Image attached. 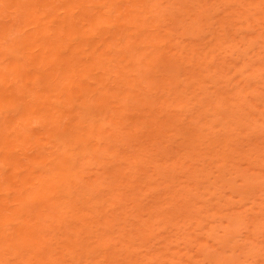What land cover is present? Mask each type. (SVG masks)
I'll return each instance as SVG.
<instances>
[{
	"label": "rangeland",
	"instance_id": "rangeland-1",
	"mask_svg": "<svg viewBox=\"0 0 264 264\" xmlns=\"http://www.w3.org/2000/svg\"><path fill=\"white\" fill-rule=\"evenodd\" d=\"M11 1H0V24L12 25L6 38L0 36L1 61L11 57L6 42L33 26L20 21L23 13L15 10L17 5L6 7ZM96 1L90 0L89 4ZM143 3H154L145 13L148 29L135 31L130 40L137 43L138 51H144L145 60L158 52L160 56L148 68L141 64L131 71V66H124L125 76L134 86V97L118 105L112 103L105 115H99L98 98L125 87L122 71L99 85L87 78L86 82L97 88L76 93L73 100L78 104L73 112L79 111L77 120L70 117L68 121L69 106H61L63 117L58 118L54 130L49 131L50 125L44 123L45 115L42 121L22 119L16 130L31 137L10 145L0 144L1 156L13 148L24 165L36 170L33 174L39 171L26 192L35 190L32 193L37 195L41 178L52 181L56 171V175L70 173L67 178L63 176V185H59L61 179L53 194L48 191L40 200L46 202V208L32 202L31 196L23 197L24 206L11 201L15 205L5 207L0 201V215L14 214L13 221L4 225L9 239L0 243V264H264V0ZM76 4L71 9L75 15L80 11ZM125 5L120 9L124 10ZM65 11L66 7H59L56 14L62 17ZM85 23L83 30L89 23L102 26L99 19L92 17ZM52 27L46 34L55 29ZM123 27H108L102 48L112 46L114 52L119 35L115 31ZM148 33L157 34L158 39L145 46L141 39L146 40ZM53 57L58 61L62 58ZM31 58L24 55L15 61L28 65ZM83 62L84 58L80 64ZM0 69L5 71L4 65ZM39 81L43 82L41 76ZM148 86L151 92H146ZM13 87L19 92L14 82ZM67 94H63L62 101L68 100ZM35 95L27 93L21 102L14 99L16 96L10 98L13 102L6 101L4 105H14V110L5 106L0 109L3 130L6 122L11 123L9 118L22 116L27 104L44 106L42 114L55 103L60 106L55 95L52 103ZM110 97L108 100L113 99ZM18 101L20 106H16ZM158 106H164L162 112ZM112 116L117 117L115 122L120 121V135H115V122L108 121ZM55 117L57 114L52 119ZM75 125L81 140L76 143L70 142ZM96 125L102 127L101 137L89 132ZM85 142L91 147H84ZM21 152L40 154L38 160L43 163L34 166ZM64 163L68 164L65 172ZM3 184L0 200L6 192ZM19 186L22 187L16 185L15 190ZM15 190L10 192V198L17 194ZM132 195L135 196L131 198ZM19 206L22 210L13 213V207ZM40 207L45 212L40 211L39 216ZM18 229L21 235H17ZM29 231L31 239H23ZM18 241L22 243L16 246Z\"/></svg>",
	"mask_w": 264,
	"mask_h": 264
},
{
	"label": "bare ground",
	"instance_id": "bare-ground-1",
	"mask_svg": "<svg viewBox=\"0 0 264 264\" xmlns=\"http://www.w3.org/2000/svg\"><path fill=\"white\" fill-rule=\"evenodd\" d=\"M0 1L2 2L3 0H0ZM89 1L90 0H12L11 2H8V5L6 7L9 8L11 5H17L15 10L19 9L21 11V14L23 13L22 14L23 18H20V19H22V20H20L21 22H25V25L33 24V26L29 29L30 31H28L27 29L22 31L20 29L21 31L19 30L20 32L18 33L17 37H13L10 39V42L9 41L6 42L7 43L6 48L8 50V51L7 50L6 51L8 52V55H10L11 57L8 58V56L6 55L7 57L4 58V60H2L3 62L0 60V66L4 65V68H5V71L0 69V84H2V86L0 85V109H2L5 106L4 104L6 103V101L8 99L9 100L7 102H9V103L13 102V100L10 99L13 96H16L14 98L15 100L16 99L20 100V99H24L26 94L30 93V92H32V94L36 93L35 96H37V97L38 96H42L41 98L46 97L45 100H48V101L52 100L51 97L55 95L56 100H59L58 102H61L62 105L60 103V106L57 107L58 106L57 104H59V103H57V104L55 103L56 105L53 103L54 105H52V107H50L46 111L45 114H42V109L44 106L34 105L33 102H32V104H27V106H25L26 105L25 104L24 105L25 111H24V113L22 112L21 117L16 116L17 118H14L15 117V115H14L13 118L8 119V120L12 119V120H10L11 123L10 122L8 123L5 121L7 123V125H6L7 127L5 130L2 129V127H5V126H0V132H1L0 133L1 134L0 135V144L10 145V143L12 144L17 140H25L26 138L31 137V134L30 135L25 134L24 132L21 134V133H19L20 131L17 132L16 129H17L18 125L20 124V122L23 121L22 119L29 120L32 117V118H39L40 121H42L41 117H43L45 115L43 117L44 123L45 124L48 123L46 125H50L49 131L54 130V128L56 127L55 123L58 122L57 121L58 118L60 117L59 119L61 120L63 117V111L61 110V106L62 107L69 106V108H67V110H66V111H68V115H67L68 118L67 119H69L70 117H73V118L75 117V119L77 120V114L76 113H79V111H77L75 113V110H74V112H73V107L75 106V103H77L76 100L75 101L73 100V98L76 96V93L77 92L79 93V92L86 90V89H87V91L89 90L90 92L95 90L97 87H95L93 84L96 85V83H97L99 85L106 78L110 79L112 76L116 75L115 73L118 70H120V71H122V76H123L122 85H125V87H119V88H117L116 91L112 92V94L110 96H112V98L114 100L113 99L110 100V98H111L110 96H108V97H110L109 100H108V97L98 98V101L96 100L97 101L96 107H97V109L99 108L98 109L99 115H101V114L105 115L108 112V110L110 109V107L112 106V103H115V104L117 103V105H118L119 101H122V100L124 101V100H127V98L129 99V97H134V95L131 94V92L133 93V91H134V86H133V84H131V80L129 78H126L125 70L123 69L124 66H131V68H130L131 71L133 69H138V66L141 64H145L148 68V67H151L152 63L155 62V60L159 58L160 54L158 52V53L153 54V56H151L149 59L145 60L143 58L144 51H138L136 49L137 43L130 40L131 36L134 34L135 31H137V32L138 31H141V32L147 31V29H148V25H147L148 15L145 13L150 8V5L151 6L154 5V3H151V4L148 3L146 5L145 3H143V0H97L94 3L95 5L94 4L91 5V4H89ZM151 1L155 2V0H151ZM122 2H125L128 4L125 5V3H122ZM75 3H77L76 6H78L80 8V11L77 15H75L74 11L71 10L75 6L74 5ZM123 4L125 5L123 8L125 11L120 9L123 7L122 6ZM59 7H66V9H67V11H65V14L62 17H59V15L56 14V10ZM112 11H114V12H112ZM104 16H106L105 17L106 19L104 18ZM122 16H123V18H121ZM91 17L93 19H99V22H101L102 26L101 27L99 26L100 28H97L95 23H89L90 24L89 27L85 28V30H83L82 28L86 24L85 19H89ZM103 18H104V20H101ZM121 19H122V21H121ZM120 21L122 23H120ZM55 23H57V24L55 25ZM5 24H6V22H5ZM25 25H23V26H25ZM111 25H113V27L114 26L118 27L120 25L124 26L123 29L120 28L121 30L117 29L115 31L116 33L119 34L118 36L116 33L113 34V36L116 35L117 37L116 36L115 37L118 39V42L116 44V45H118V47L115 48L114 52H112V50H113V49H111L112 46H108V47L105 46V48L103 46V48H102V45H104L103 43L105 42V37H103V35L106 32V29L108 27L110 28ZM11 26L0 24V36L6 38L7 35L10 34V32H12ZM50 26H53V27L55 26L54 27L55 29L51 33L49 32V34H46V30ZM155 26H157V25H155ZM53 27H52V29H53ZM31 29H32V31H31ZM2 37H0V38H2ZM144 39H146V40L141 39V42L145 43V46H147V44L149 45V43L152 44L151 40H154V39L157 40L158 35L153 34V33H148V34H146V37H144ZM121 41L123 43H121ZM63 54H64V56H63ZM24 55L30 56V58L32 56V58L30 60L31 61L30 64L26 63L28 65H25V62H23L24 64L20 65L21 62L18 61L19 62V64H18L15 61L16 59L20 60L21 57ZM60 55H61V57L62 56L63 57L62 58L60 57L61 59L59 61L53 57V56L58 57ZM82 58H84V62L82 64H80V61L82 60ZM85 58H86V60H85ZM123 61H125L126 63L123 64L122 63ZM120 63L122 65H120ZM38 73L41 76V78H43L42 83L39 81L40 76L38 75ZM87 78H88V80L93 78L95 83H93L92 85H89L90 83L86 82ZM13 82L16 85L15 88L19 89V92H16L14 90ZM18 82H20V83L22 82V84H18ZM3 85H5V86H3ZM20 85L22 87L19 88ZM147 88L148 89H146V92L151 90V87L148 86ZM13 90L18 95H14L16 93L15 92L13 93ZM66 91L68 92V94L66 96V98H68V100H66L64 98V100L62 101L61 98L63 97V94H65ZM131 95H133V96H131ZM81 97L84 98L82 95H81ZM55 98H53V99H55ZM34 100H36V99H34ZM65 100L67 102H65ZM141 100L142 99H139L140 103L142 102ZM145 100L148 101V99H145ZM31 101H33V99ZM40 101H43V100H40ZM83 101H84V99H83ZM147 101H146V103H147ZM20 102H21V100H20ZM28 102H30V101L26 100L25 103H28ZM39 102H37V103L40 104ZM43 102H45V101H43ZM52 102H53V100L51 101V103ZM54 102H55V100H54ZM144 102L145 101L143 100L142 106L144 105ZM17 103H18V105L16 104V106H20V104H22V103L19 104V101ZM109 103H111V104H109ZM135 103H136V101H135ZM137 103H138V104H136L137 106L140 105L139 102H137ZM41 104H43V103L41 102ZM45 104H47V103H45ZM48 105H49V103H48ZM48 105H47V107H48ZM79 105H80V103H79ZM13 106L14 105L5 106V107H13ZM216 106L219 107L218 104ZM221 106H222V103L220 104V107ZM79 108H80V106H79ZM157 108L162 112L164 109V106H158ZM3 109H5V108H3ZM8 109H10V108H8ZM53 109L54 110L56 109V110L54 111ZM13 110H14V107H13ZM76 110H77V108H76ZM217 110H218V108H217ZM54 114H57V118L55 117V119H52L54 117ZM79 117H80V115L78 116V118ZM99 117L100 116H98L97 118H99ZM81 118H83V117H81ZM116 118H115V116H112V118L108 121L113 123V121H114L113 119H116ZM15 121H16V123H15ZM68 121H70V119ZM80 121L82 122V119ZM116 122L112 124V125H115L114 127H116L114 132H115V135H120L119 133H122V132H120L121 129L117 128V124L119 126L120 121L117 123ZM158 122H161V121H158ZM93 123H94V121H93ZM96 123H98V122L96 121ZM58 124H59V122H58ZM58 124L56 123L57 126H58ZM0 125H2V124H0ZM64 125H65V123H64ZM45 127H47V126H45ZM74 127H77V125L73 126V128L69 127V128H71V132H70V135H71L70 140L71 141L70 142L75 141V143H76V142H78L77 140H79V137L77 135L79 133H77V132L75 133V131H77V130L76 129L74 130ZM65 129H67V126ZM78 132H79V130H78ZM86 132H85V134H86ZM89 132L91 134L93 133V135H94V133H97L98 135H100V134H102L103 130H102L101 126L96 125L93 128H91V130ZM48 133L51 135L50 132H48ZM37 134H39V133H37ZM86 136H87V134H86ZM100 137H101V135H100ZM100 137H98V139H100ZM116 137L118 138L120 136H116ZM102 138H104V137H102ZM96 140H94V142ZM79 141H81V140H79ZM83 141H84V139H83ZM100 141H102V140H100ZM83 144H84V147H86V148H87V146L91 147L89 142L88 143L85 142ZM81 146L83 147V145H81ZM94 149H96V148H94ZM94 149L92 147V150H94ZM90 151H91V149H90ZM13 152H14V149L11 148V149H9V151H7V153L5 155H2V156L0 155V168H1V170H0V177H1L0 186L3 183L6 184V186L4 187L5 189L3 188L6 191L4 193L5 194L4 198H1L0 201L3 202V205L5 207H8V205L10 203L15 205L11 201H16V204H19V205L22 203L24 206L23 202H25L26 200L24 199V201H23V197L31 196L30 199L31 200L33 199L32 202H37V204L42 203L41 207L45 206L43 208H46V202H45V204H43V202H41L40 200L45 198V194L48 191L51 192V193L49 192L50 195L53 194L52 190L59 187L58 183L61 181V179H62V182H60L59 185L60 186L63 185V183H64L63 179H65V178H63V176L67 178V176H69L70 173L67 172L66 175L65 174L56 175V173L59 172V171H56V173H54V175H53L52 181L49 180L50 182L47 180L44 181V178H41V180L43 179V182L40 183L41 184V186L39 188L40 190L38 189L39 192L37 190V192H35V193H37V195H34L32 192L35 190H32L31 193L26 192V191L29 189L30 184L34 183L35 179L37 177H39V176H37L39 174V171L37 170L38 171V174L36 173L37 175L33 174L36 170L31 168V167L26 166L27 164L24 165V163L20 161L21 159L19 160L20 157L19 156L16 157L17 155L14 154ZM39 152H40V150H39ZM73 153H75V152L73 151ZM21 154H22V156L24 155L25 157H27L29 162L31 159L34 166L39 165V163H43L42 161L38 160V157L40 154L37 155V153H36V154L29 155L25 152H21ZM70 155H72V152ZM91 155H94V153ZM40 158H42V157H40ZM64 158H66V157L64 156ZM68 158H69V156L67 157V159ZM67 159H63V162H66ZM73 161H74V159H73ZM29 162H27V163H29ZM68 162H70V161L68 160ZM40 165L42 166V164H40ZM44 167H45V165H44ZM67 167H68V164L64 163L62 165V171L65 172V169ZM69 167H72V166H69ZM255 177H257V175ZM256 180H258V179L256 178ZM19 182L22 185V187L20 188V186H19L20 189L15 190V189H17L15 186L17 185V187H18V185H20V184H18ZM69 182H70V184L72 183L71 181H69ZM137 183H136V186L138 188V187H140V185L138 186ZM67 184H68V182H67ZM145 185L147 186V184H145ZM67 186H69V185H67ZM131 186H132V184H131ZM133 188H132V190H133ZM33 189H35V187ZM14 190H15V193H17V194L15 196H11V198H10L9 194H10V192H12ZM0 192H1V194H3L2 192H4V191H1V189H0ZM142 192H143V189H142ZM49 193H47V194H49ZM32 195H33V198H32ZM133 196H135V195H132L131 198H133ZM50 197H47V200H49ZM74 199H73V201H74ZM64 200H62V201H64ZM71 201H72V199H71ZM29 202L31 203L30 200H29ZM132 202H134V201H132ZM70 203H72V202H70ZM25 204H26V202H25ZM58 204H60V203H58ZM20 208H21L20 206L19 207H13V213H17L18 211H21L22 208H21V210H19ZM28 211H29V207H28ZM40 211L45 212L41 208L38 211L39 216H40ZM15 216H16V214H15ZM44 216H46V215H44ZM12 218L14 219V214H13V217L8 216V215H0V243H5L9 239L8 235H6L4 225L9 224L11 221H13ZM239 219H238V222H239ZM108 223H110V222H108ZM107 226H109V225H107ZM36 227H38V226H36ZM31 231L33 232L32 229H31ZM13 232H14V230H13ZM21 232L22 231H20V229H18V231H16L17 235H21ZM32 232H30L28 234V236H26V237L22 236V238L23 239L28 238V240L31 239L29 235H31ZM38 239H40V238H38ZM13 241H15V240H13ZM21 243H22L21 241H18L15 243V245L19 246ZM82 246H84V245H82ZM86 246L87 245H85V247ZM126 246H127V244H126ZM124 248H126V247H124ZM89 249H91V248H89ZM103 249H104V247H103ZM81 250L83 251V249H81ZM115 252H117V251H115ZM6 256H8V255H6ZM1 259H2V257H1Z\"/></svg>",
	"mask_w": 264,
	"mask_h": 264
}]
</instances>
